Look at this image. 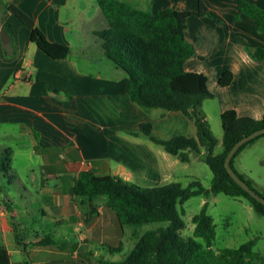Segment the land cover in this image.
Returning <instances> with one entry per match:
<instances>
[{
    "label": "crops",
    "instance_id": "crops-1",
    "mask_svg": "<svg viewBox=\"0 0 264 264\" xmlns=\"http://www.w3.org/2000/svg\"><path fill=\"white\" fill-rule=\"evenodd\" d=\"M118 1L149 14L194 11L203 1L213 18L188 20L186 38L195 55L185 70L208 78L214 99L204 102L207 120L221 125L228 110L262 119L264 61L250 52L264 49V33L239 14L236 0ZM245 1L264 10V0ZM0 4L19 7L49 41L71 50L66 59H51L31 42L27 26L0 12V155L11 149L10 172L0 171V248L8 251L10 264L111 262L104 253L123 249L124 229L105 197L75 196L79 174L119 177L144 188L180 183V159L143 135L141 125L151 124L152 135L162 140L197 138V128L180 112L145 111L130 100L126 74L106 58L97 37L108 28L97 0ZM226 72L233 81L221 87Z\"/></svg>",
    "mask_w": 264,
    "mask_h": 264
},
{
    "label": "trees",
    "instance_id": "trees-1",
    "mask_svg": "<svg viewBox=\"0 0 264 264\" xmlns=\"http://www.w3.org/2000/svg\"><path fill=\"white\" fill-rule=\"evenodd\" d=\"M97 2L108 21V28L97 34V37L106 58L126 74L130 100L145 111L161 109L182 113L194 122L198 135L197 138L178 136L162 140L152 135V125L149 123L141 125V133L183 163H188L189 154L194 153L213 173L210 189L204 188L198 181L187 187L180 183H170L144 188L119 177L98 176L88 171L80 173L74 186L75 196L89 200L105 197L121 230L125 226L167 223L166 227L135 235L136 244L125 260L102 264H264V257L254 252L255 240L237 249L218 252L213 249L215 225L207 212V204L192 219L195 225L193 237L185 239L181 234L186 227L182 218L185 213L183 206L196 196L224 194L243 198L249 201L258 215L264 216V205L242 189L225 168L226 156L235 143L264 129V116L256 120L239 117L234 110L224 112L221 115L223 150L215 154L219 142L211 131L203 108L205 101L214 99L208 88V78L185 70L186 62L195 55L194 46L186 38L187 22L193 17L213 18L206 4L199 1L198 9L194 11L167 8L149 14L118 0ZM236 2L239 14L252 19L258 31L264 33V10L245 0ZM1 11L13 15L27 26L31 42L51 59L63 60L69 57L70 48L49 41L33 18L19 7L0 4ZM250 56L254 60L264 61V49L258 48L250 52ZM232 81L233 74L226 72L219 84L227 87ZM261 138H264V134L241 146L231 161V167L241 180L264 198L235 169V159L245 148ZM10 163L11 149H6L0 155V171L8 174ZM110 251L119 253L122 250L110 247ZM10 262L8 251L0 248V264Z\"/></svg>",
    "mask_w": 264,
    "mask_h": 264
},
{
    "label": "rangeland",
    "instance_id": "rangeland-1",
    "mask_svg": "<svg viewBox=\"0 0 264 264\" xmlns=\"http://www.w3.org/2000/svg\"><path fill=\"white\" fill-rule=\"evenodd\" d=\"M211 131L218 140L219 146L215 154L222 152L220 146L222 140V126L220 122H210ZM2 141H0L1 143ZM242 162V166L240 165ZM235 169L246 180L252 183L254 189L264 196V142L254 144L246 148V152L235 159ZM25 170H22L23 174ZM179 173L181 174L178 181L184 187L198 181L206 189H210L213 173L210 168L193 156L189 163L181 162ZM194 175V177L192 176ZM23 176V175H22ZM23 178V177H22ZM4 180L0 179V186ZM24 183L30 180L23 178ZM7 186V185H5ZM207 204V212L213 218L215 225V240L213 249L218 252L224 249H237L240 246L255 240L254 252L264 257V216L258 215L252 208L249 201L243 198H233L224 194H209L207 196H196L188 200L184 206V215L182 216L186 227L181 232L183 238L193 237L195 225L192 222L194 216L199 214L203 206ZM35 211L40 209L35 208ZM41 213L34 212L33 218L40 220ZM167 223H150L141 226H125L124 234L119 239L123 243V249L119 253H104V258L111 262H120L127 258L135 246L136 239L133 234L143 235L147 231L155 230L159 227H166ZM201 242L200 239H197ZM259 262V260H257ZM92 264H98L92 260Z\"/></svg>",
    "mask_w": 264,
    "mask_h": 264
},
{
    "label": "water",
    "instance_id": "water-1",
    "mask_svg": "<svg viewBox=\"0 0 264 264\" xmlns=\"http://www.w3.org/2000/svg\"><path fill=\"white\" fill-rule=\"evenodd\" d=\"M263 134H264V129H260V130H258L256 132L252 133L251 135L246 136V137L240 139L231 148V150L229 151V153L227 154L226 159H225V168L228 171V173L231 175V177L233 178V180L238 185H240L241 188L244 189L252 198H254L256 201H258L262 205H264V198L261 197L259 194H257L254 190H252L243 180H241L239 178V176L235 173V171L231 167V161H232L233 157L235 156V154L237 153V151L241 148V146H243L247 142H249L252 139H254V138H256V137H258L260 135H263Z\"/></svg>",
    "mask_w": 264,
    "mask_h": 264
}]
</instances>
